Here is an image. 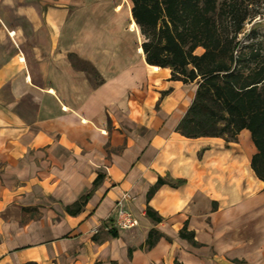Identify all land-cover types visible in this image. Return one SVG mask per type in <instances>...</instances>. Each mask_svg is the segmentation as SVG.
Wrapping results in <instances>:
<instances>
[{"label":"crops","instance_id":"0c3cea01","mask_svg":"<svg viewBox=\"0 0 264 264\" xmlns=\"http://www.w3.org/2000/svg\"><path fill=\"white\" fill-rule=\"evenodd\" d=\"M124 6L0 0V264H235L264 238L250 132L180 134L197 85L146 62ZM159 176L184 182L147 198ZM124 194L140 224L107 230Z\"/></svg>","mask_w":264,"mask_h":264},{"label":"trees","instance_id":"16d2710c","mask_svg":"<svg viewBox=\"0 0 264 264\" xmlns=\"http://www.w3.org/2000/svg\"><path fill=\"white\" fill-rule=\"evenodd\" d=\"M130 2L132 24L142 36L140 50L146 62L170 68L173 80L197 85L177 131L190 138L234 141L247 129L256 147L251 168L264 182V35H257L253 28L246 42L239 39L246 21L263 12L249 7L253 4L249 0ZM199 48L200 53L196 52ZM183 182L159 176L147 198L164 183L177 186ZM146 214L161 220L150 207ZM154 233L149 231V244ZM179 234L195 244L186 228Z\"/></svg>","mask_w":264,"mask_h":264},{"label":"rangeland","instance_id":"374dc122","mask_svg":"<svg viewBox=\"0 0 264 264\" xmlns=\"http://www.w3.org/2000/svg\"><path fill=\"white\" fill-rule=\"evenodd\" d=\"M221 1V0H219ZM251 3L249 7L251 8H255V9H260L261 12H263V14L261 16H256L254 19L251 20H247L244 26V30L242 33L239 34V39L242 43L246 42L249 38V35L251 34V29L254 28V31L257 35H264V0H249ZM124 3L126 4V6H124V11L127 13V16L129 17L130 20V24H129V29L131 32H134L136 34L139 33V29L132 24V17H131V2L130 0H124ZM123 7L121 5L117 6V10H122ZM128 28V27H127ZM131 42H132V47L135 48V36L131 35ZM138 39V38H137ZM139 42H142V36L139 35ZM137 51L139 53H141L140 50V45L138 44L137 46ZM202 50L199 48L196 50V52L200 53ZM81 65H84L81 63ZM85 66V65H84ZM246 233V234H245ZM245 233H243V236H245L248 239H251L250 237L251 234L246 231ZM262 234H260L261 236ZM257 239H260V243H254V244H250L248 246V250L251 252L250 258H244V259H237L235 264H264V243H262V241L264 240V238L261 237H257ZM252 240V239H251ZM254 254V255H253ZM253 255V256H252ZM258 255V256H257Z\"/></svg>","mask_w":264,"mask_h":264},{"label":"built area","instance_id":"2783aa9c","mask_svg":"<svg viewBox=\"0 0 264 264\" xmlns=\"http://www.w3.org/2000/svg\"><path fill=\"white\" fill-rule=\"evenodd\" d=\"M128 197L127 194H124L116 203L117 215L115 219H110L106 222L105 228L110 230L112 228L119 229H132L137 227L140 224L139 219L134 216L129 210L125 209L123 205V200Z\"/></svg>","mask_w":264,"mask_h":264}]
</instances>
